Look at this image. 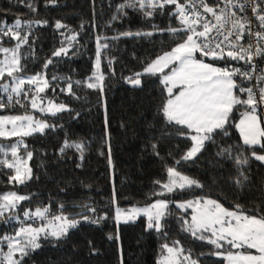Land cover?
Returning a JSON list of instances; mask_svg holds the SVG:
<instances>
[{"label": "snow or ice", "instance_id": "obj_1", "mask_svg": "<svg viewBox=\"0 0 264 264\" xmlns=\"http://www.w3.org/2000/svg\"><path fill=\"white\" fill-rule=\"evenodd\" d=\"M16 2L37 12L38 0ZM56 3L57 0H46L45 7ZM110 7H114L110 23L130 18V11L150 23L158 16H167L169 23L166 28L151 23V31L96 36L94 71L84 81L55 74L51 80L48 78L53 58L68 56L79 44L78 32L56 21L55 29L65 30L59 33L63 37L61 47L52 53L53 58L45 60L41 71L29 74L27 62L34 56L29 37L34 25H47L48 21L16 18L8 24L0 20V112L9 113L0 115V174L7 175L8 183L13 185L31 181L33 170L29 161L33 159V151L25 138L57 127L35 113L42 117L72 113L68 105L57 103L47 95L49 88L55 92L58 86L52 81H65L60 91L74 99H80L73 90L74 85L101 93L107 143L102 53L107 56L109 40L167 34L175 41L174 46L146 63L142 71L124 79L133 87H141V77L157 78L164 93L163 102L157 108L163 120L161 139L176 136L187 140L190 146L179 158L173 157L172 165L165 164L166 178L155 181L157 188L151 195L158 198L151 204L122 209L116 206L113 186L112 219L117 231L115 236L109 234L108 239L119 241L121 222L126 224L142 215L146 217L145 230L154 231L167 241L168 218L173 217L182 232L212 246L209 253L199 256L218 257L220 264H264V208L247 209L239 203L225 207L218 198H212L204 183L185 174L181 167L197 162L202 153L214 149L217 158L214 166L222 168L231 162L235 175L229 176V180L238 189H244L251 183L252 162L264 165V0H119ZM6 43L11 46H5ZM113 62L108 60L109 68ZM15 109L24 111L14 113ZM233 130L239 134V143L230 142ZM85 147L82 141L66 138L59 153L64 155L74 149L83 160ZM152 148L159 156L155 143ZM109 165L112 166L110 147ZM212 183H218L215 177ZM173 195L181 199H172ZM31 199V195L16 191L0 193V222H17L12 233L0 236V264H26V258L45 243L67 240L83 224L99 225L108 219L107 213H98L88 203L74 205L80 209L74 214L65 211L63 203L57 205L56 212L52 211L51 203L34 209L21 208L22 202ZM89 247L93 253L97 252L91 241ZM161 250L158 264H200L199 256L194 257L192 250L185 249L179 240L163 243ZM118 251L123 264L122 247Z\"/></svg>", "mask_w": 264, "mask_h": 264}, {"label": "trees", "instance_id": "obj_2", "mask_svg": "<svg viewBox=\"0 0 264 264\" xmlns=\"http://www.w3.org/2000/svg\"><path fill=\"white\" fill-rule=\"evenodd\" d=\"M119 0H57L55 5L45 7L46 0H38L37 12H31L23 3L16 0H0V20L12 24L16 18L25 20H47V25H34L29 43L33 46L34 56L27 62V71L34 74L41 71L46 59L53 58L52 53L61 47V31L54 25L61 21L70 29L78 32L79 44L69 51L68 56L53 58L49 65L48 78L53 74L86 80L94 71L96 57V36L113 37L125 31H151V23L160 28L168 26L167 16L156 17L150 23L137 14L129 12L130 18L111 22L113 6ZM173 24L175 21L173 20ZM83 25V28H81ZM14 43V42H13ZM167 34L156 33L152 37L121 38L109 40V49L102 53V70L105 73L103 97L107 102V143L105 142V108L101 102V93L86 87L73 90L80 99H74L60 88L65 81H52L56 87L47 95L57 103L68 105L72 113L64 112L56 117H42L57 127L46 129L44 134H35L25 138L33 159L29 161L33 170V179L26 185L8 183V176L0 174V193L16 191L21 195H31V201L22 202L21 208L44 206L51 203L53 212L63 203L65 211H80L81 203L92 204L100 214L107 213L108 219L99 225L83 224L79 230H73L67 240L45 243L41 249L26 258V264H120V252L123 249V264H158L162 254L161 245L179 240L185 249H191L193 256L209 253L212 246L193 239L180 230L173 217L168 218L169 239L165 241L154 231H146V217H140L129 223L119 225V241L109 240V234L115 236L117 226L113 221V186L116 192V206L129 209L132 206L149 205L158 197L152 196L157 185L155 181L166 178L165 164L172 165L173 157L179 158L190 143L173 136L161 139L162 118L157 108L163 102L161 85L156 77H141L142 86L133 87L124 77L142 71L144 65L174 46ZM5 46H11L6 43ZM27 48V46H25ZM113 59L111 68L108 60ZM114 70V74H110ZM24 110L15 109L14 113ZM76 113H79L76 116ZM9 114L8 112H0ZM238 118V114H237ZM62 125V127H60ZM84 142L86 147L83 160L74 149L60 155L59 149L65 139ZM15 140L16 138H12ZM239 143V134L232 131L231 141ZM12 141H6L11 143ZM157 145V156L152 144ZM109 147L112 166L109 165ZM214 149L201 154L197 162H189L182 167L185 174L204 183L212 198H218L225 207L239 203L247 209L264 208V165L253 161L251 165V183L244 189H238L229 180L235 175L231 162L222 168L214 166L217 159ZM171 153V155H169ZM215 177L217 184L212 183ZM63 189V191H61ZM175 200L181 196L173 195ZM185 198H190L186 196ZM177 215L180 210H175ZM17 227L16 221L7 224L0 222V236L9 234ZM89 241L97 249L93 253ZM200 264H220V258L210 255L199 256Z\"/></svg>", "mask_w": 264, "mask_h": 264}, {"label": "rangeland", "instance_id": "obj_3", "mask_svg": "<svg viewBox=\"0 0 264 264\" xmlns=\"http://www.w3.org/2000/svg\"><path fill=\"white\" fill-rule=\"evenodd\" d=\"M145 206H147V205H143V206H132V207H145ZM130 209V208H129ZM140 217H144V216H139V217H137L135 220H137L138 218H140ZM130 222H133V221H130ZM121 223H123V222H121Z\"/></svg>", "mask_w": 264, "mask_h": 264}]
</instances>
